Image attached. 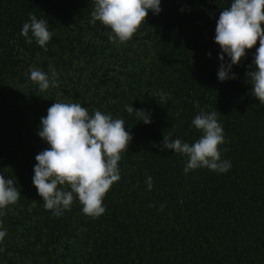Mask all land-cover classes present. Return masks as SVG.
Listing matches in <instances>:
<instances>
[{
  "label": "trees",
  "instance_id": "trees-1",
  "mask_svg": "<svg viewBox=\"0 0 264 264\" xmlns=\"http://www.w3.org/2000/svg\"><path fill=\"white\" fill-rule=\"evenodd\" d=\"M230 2L161 0L121 44L90 23L93 0H0V175L20 191L0 217V264H264V105L246 75L259 41L231 69L236 79L218 82L215 25ZM30 15L48 21L46 52L20 36ZM33 68L55 69L57 85L39 90ZM160 91L170 97L162 104ZM54 102L110 113L132 136L98 218L78 199L56 217L32 185L35 156L48 147L37 130ZM201 110L218 112L227 173L184 174L186 158L161 149L164 136L198 139L191 121Z\"/></svg>",
  "mask_w": 264,
  "mask_h": 264
},
{
  "label": "clouds",
  "instance_id": "clouds-1",
  "mask_svg": "<svg viewBox=\"0 0 264 264\" xmlns=\"http://www.w3.org/2000/svg\"><path fill=\"white\" fill-rule=\"evenodd\" d=\"M93 4L90 23L99 22L110 28L109 41L121 44L133 37L150 11L153 15L161 11V0H93ZM262 26L264 0H231L216 20L213 42L220 50L217 80L225 82L236 79L231 69L246 56V50H251L259 41L252 56V70L246 75L251 95L264 105ZM20 36L28 44L35 41L46 52L52 32L46 19L30 15L21 28ZM57 76L55 69L44 72L33 68L29 73L30 81L41 91L55 87ZM156 98L162 104L170 97L160 91ZM125 111L138 115L139 121L145 125L151 123V114L145 110H134L126 105ZM191 123L201 133L198 139L190 144L164 136L161 149L186 158L184 174L202 168L219 174L227 173L232 165L230 160L221 158L219 146L225 143V137L223 126L218 122V112L201 110ZM37 135L48 147L35 156L32 185L45 210L60 217L70 210L73 200L78 199L83 214L93 218L103 215L106 212L104 196L114 182L120 180L118 162L132 139L125 121L114 119L110 113L100 110H94L90 115L79 102H54L47 109L46 116L41 117ZM145 183L151 191L152 177L147 176ZM15 184V179L0 175V217L20 198ZM6 235L0 220V241Z\"/></svg>",
  "mask_w": 264,
  "mask_h": 264
}]
</instances>
